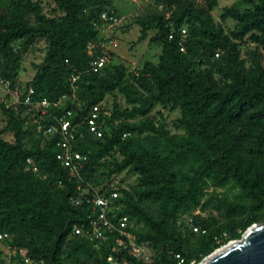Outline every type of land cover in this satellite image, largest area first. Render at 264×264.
<instances>
[{
  "label": "trees",
  "instance_id": "16d2710c",
  "mask_svg": "<svg viewBox=\"0 0 264 264\" xmlns=\"http://www.w3.org/2000/svg\"><path fill=\"white\" fill-rule=\"evenodd\" d=\"M54 1L48 13L41 0H0V78L19 86L23 98L33 88L36 103H60L45 115L37 104H2L0 235L8 236L0 241L13 256L9 263L0 255V264H27L25 255L47 264H111L118 232L99 241L74 232L87 223L88 208L73 203L82 190L57 159L59 135L45 134L58 125L54 116L69 111L75 148L88 156L83 186H103L124 172L136 177L122 181L114 221L128 215L136 241L157 256L145 263L125 250L122 260L174 264L180 253L201 262L263 223L264 0H242L250 5L245 10L225 6L222 20L237 24L230 33L213 16L220 0L146 4L134 17L139 40L153 32L150 41L162 54L136 70L114 63L103 42L105 27L120 22L103 18L118 17L114 0ZM40 40L47 44L44 61L19 85L23 54ZM105 55L108 64L94 71L92 61ZM97 105L102 136L86 118ZM159 106L180 112L177 132L155 113ZM29 158L38 171L26 169Z\"/></svg>",
  "mask_w": 264,
  "mask_h": 264
},
{
  "label": "built area",
  "instance_id": "2783aa9c",
  "mask_svg": "<svg viewBox=\"0 0 264 264\" xmlns=\"http://www.w3.org/2000/svg\"><path fill=\"white\" fill-rule=\"evenodd\" d=\"M103 18L118 23L120 20L117 16H109L108 13L103 14ZM186 29L183 33H186ZM218 55V54H217ZM107 55L94 59L91 63L94 71H100L108 62ZM77 75L72 79L75 81ZM0 88L7 92L15 99V103H24L26 105H39L41 106L42 113H50L51 106H58L60 103L51 102L48 98H43L39 102L33 100L34 89L28 90L27 95L23 98V93L18 86L13 88L11 83L7 80L0 78ZM101 108L100 105L94 107L91 114L87 116L88 127L98 136H102V131L99 129L98 121L100 118ZM72 112L69 111L62 116H54L58 121V125H51L45 130L47 135H59L58 146L61 151L57 155V159L68 168L73 179H78L82 190L80 195L72 198L76 206H86L88 208V221L80 226L74 228L77 235H81L93 241L106 240L109 234L117 231L116 245L113 247V254L108 257L111 264H130L127 260H122L120 254L125 250H129L130 254L138 260L145 263H151L155 260L157 252H155L149 244L140 243L136 241V235L130 230L132 221L128 215L119 216L117 222L116 211L120 209L117 203V198L120 197L122 181H116L118 175H114L110 181H107L103 186L96 187L91 184H86L82 178V170L85 168L88 156L75 148L77 142V125L73 123L70 116ZM42 130V127H39ZM27 170L38 171V165L32 158L27 160ZM106 187V188H105ZM190 225L194 231H200L199 227L193 225V219L190 218ZM8 235H0V238L7 237ZM24 254V250H21ZM27 264H47L44 261H36L25 255ZM196 260L188 261L180 253L176 254V262L174 264H199Z\"/></svg>",
  "mask_w": 264,
  "mask_h": 264
},
{
  "label": "rangeland",
  "instance_id": "374dc122",
  "mask_svg": "<svg viewBox=\"0 0 264 264\" xmlns=\"http://www.w3.org/2000/svg\"><path fill=\"white\" fill-rule=\"evenodd\" d=\"M45 10L48 13H52V10L56 7L54 0H41ZM154 0H114L116 7V13L120 19V22L115 25H107L104 29V43L108 45L114 63L125 64L131 70L141 68L145 62L153 61L159 63L160 56L162 54V46L155 43H151L150 38L153 32H150L148 37L144 40H139L141 34V27L134 23L135 15H139L141 10L148 3H153ZM225 6H233L240 10L247 9L250 5L244 3L242 0H220L218 7L213 11V16L216 22L222 24L227 32H231L236 28V22L232 19L223 21L221 14ZM21 41L15 43L17 49L21 48ZM47 44L44 40H40L33 44L27 52L23 54V60L17 84L25 86L29 80L33 78L36 73L35 66L41 64L44 61L46 55ZM119 101L124 104V99L119 96ZM107 100L112 102L113 96H108ZM2 104H15V99L0 88V128L4 127L6 120L5 115L2 112ZM66 104V102H65ZM162 111L165 117V121L172 131L178 130L174 126V120L180 115L178 110H170L163 107H157L155 113ZM5 138L14 141V136L6 134ZM136 177L124 172L116 177V181H123L124 183L135 181ZM200 212V210L198 211ZM0 255L5 262H11V256L13 251L11 247L5 241H0Z\"/></svg>",
  "mask_w": 264,
  "mask_h": 264
},
{
  "label": "water",
  "instance_id": "95a60500",
  "mask_svg": "<svg viewBox=\"0 0 264 264\" xmlns=\"http://www.w3.org/2000/svg\"><path fill=\"white\" fill-rule=\"evenodd\" d=\"M199 264H264V222L253 224L242 238L216 249Z\"/></svg>",
  "mask_w": 264,
  "mask_h": 264
}]
</instances>
